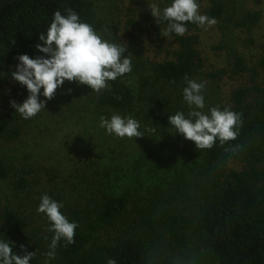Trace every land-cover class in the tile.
Returning a JSON list of instances; mask_svg holds the SVG:
<instances>
[{
    "label": "trees",
    "instance_id": "16d2710c",
    "mask_svg": "<svg viewBox=\"0 0 264 264\" xmlns=\"http://www.w3.org/2000/svg\"><path fill=\"white\" fill-rule=\"evenodd\" d=\"M67 9L76 12L81 22L90 24L96 32L102 30L103 21L93 0H0V91L11 84L4 112L0 114V145L20 140L35 121V117L23 119L10 106V101L22 103L28 96L26 87L10 77L19 63L16 57L44 55L36 49L37 43H41L39 35L46 34L56 11L66 16ZM199 11L209 18L226 19L235 28L245 30L250 43L255 42L250 36L262 19L261 11L229 14L224 0H209ZM142 18L156 39L164 38L161 34L167 22L156 23L151 13H144ZM130 23L135 26L138 22ZM185 27L188 31L183 36L174 33L169 36L177 48L163 59L152 61L150 66L141 59L132 62V71L140 76L139 92L122 76L109 81L108 87L98 94L85 85L65 81L71 91L62 102L68 104L74 98L89 97L94 101V112L104 110L106 115L110 110L134 112L144 129L179 135L168 124V116L183 111L187 117L189 109L182 95L185 76L193 80L204 61L198 48L202 27L192 23H186ZM129 37L128 52L139 45L140 39L133 33ZM245 73L251 75V83L233 89L228 108L242 114L238 137L223 146L217 141L211 149L199 150L197 155L203 167L194 180L188 178L186 171L190 155L173 147L163 152V156L172 150L174 156L183 155V168L174 166V176L167 188L157 185L143 192L136 184L118 180L125 174L141 171L150 156L148 152L139 153L127 164L120 160L111 167H98L92 156L80 154L84 165L74 164L67 174L58 173L55 165L40 164L35 169L27 164L20 168L0 152V180L11 178L15 192H33L32 186L41 171L47 175L48 183L57 185L59 179L64 180L59 187L35 192L61 203L62 214L78 225L75 242L65 247L61 240L50 264H107L109 258L117 264H160L164 250L183 249L193 241L207 248L217 258V264H264V53L253 66L242 54L235 53L228 66L211 76ZM237 145L240 147L233 152L231 149ZM113 154L112 157L121 155ZM232 162L241 167H232ZM31 215L12 204L0 207V240L8 241L14 253L21 256L25 251L35 252L30 264H41L54 233L46 231L50 226L47 218L36 224ZM122 221L125 227L117 236L104 238Z\"/></svg>",
    "mask_w": 264,
    "mask_h": 264
},
{
    "label": "rangeland",
    "instance_id": "374dc122",
    "mask_svg": "<svg viewBox=\"0 0 264 264\" xmlns=\"http://www.w3.org/2000/svg\"><path fill=\"white\" fill-rule=\"evenodd\" d=\"M97 15L103 21V28L98 34L109 42L121 44L129 49L130 33L140 37L139 45L132 48L127 55L132 62L136 60L147 61L149 66L152 61L163 59L168 52L177 48V43L172 38L164 37L161 40L151 33V27L142 18L144 13H150L148 2H155L161 9L170 5L171 0H93ZM229 14L236 13L238 16L247 11L259 10L262 14L257 27L254 29L251 38L254 43L249 42V35L245 30L235 28L232 23L224 20H216L214 26L203 27L199 32V51L203 57V67L193 80L205 82L203 90L205 108L202 110L206 114L212 107H219L220 110L229 108L231 105L230 96L233 89L249 85L251 75L245 73L240 76L223 75L221 78L211 76V73L228 66L235 53L242 54L249 65L253 66L261 54L264 53V0H224ZM201 7L209 4V0H197ZM136 20L138 23L132 26L130 21ZM162 46V47H159ZM125 55V56H127ZM150 72V70L146 71ZM136 92H139V74L131 71L122 76ZM10 85H6L0 91V114L4 112V101L9 95ZM43 90L41 89V92ZM66 83L57 89L55 97L47 101L46 108L35 116V121L27 127V131L20 140L14 142H3L0 145V152L11 164L22 168L24 165H32L35 169L41 164L43 166L55 165L58 173L67 174L74 164L83 166L85 161H80V154L84 157L92 156L98 167L104 165H118L120 160L129 163L131 158L139 153L148 152L150 156L147 164L141 171L133 174H126L119 183L136 184L140 192L147 191L150 187L160 185L167 188L168 182L173 179L177 165L183 168L185 157L175 155L174 149L185 151L190 155V167L186 168L189 173L188 178H193L203 167L201 157L197 155L193 142L186 140L180 134L167 132H156L145 134L140 138L119 139L114 135H108L106 130L99 126L100 117L111 118L113 114L122 117L131 116L140 123V131H145L144 124H141L139 117L133 113L108 112L104 110L92 111L94 101L89 97L74 98L68 104L62 99L68 93ZM41 100L45 98L41 95ZM69 105V106H68ZM60 108L58 112L57 109ZM78 108V109H77ZM77 109L74 113L72 110ZM93 134L94 136H92ZM172 143L174 145L172 146ZM173 147V148H172ZM169 155L163 156L167 149ZM113 152L121 153L118 157H112ZM173 152V153H172ZM114 155V154H113ZM94 165V167H97ZM234 168L241 167L239 163L232 162ZM75 167V166H74ZM73 169V168H72ZM189 171V172H188ZM123 172V171H122ZM126 172V171H125ZM41 171L33 192H15L13 190L12 179L0 180V207L12 204L25 210L26 214L31 213V219L38 224L46 217L38 214L36 209L41 197L35 194L37 190H48L51 186L59 187L64 183L59 179V183L49 182L47 175ZM121 173V172H120ZM33 174V173H32ZM46 183V184H45ZM30 195L29 198H25ZM125 227L124 221L119 226L104 234V238H114L121 229ZM160 264H217L218 260L204 246L195 241L189 243L183 249H168L162 253ZM45 259L42 254V263ZM50 264V261H49Z\"/></svg>",
    "mask_w": 264,
    "mask_h": 264
},
{
    "label": "clouds",
    "instance_id": "9594fccd",
    "mask_svg": "<svg viewBox=\"0 0 264 264\" xmlns=\"http://www.w3.org/2000/svg\"><path fill=\"white\" fill-rule=\"evenodd\" d=\"M148 8L156 23L167 22L161 34L167 38L173 33L183 36L188 31L186 23L202 28L217 23L215 18L200 14L197 0H171L170 5L163 9L155 2H148ZM66 11V16L56 11L46 34L40 33L41 43H37L36 49L44 55L31 58L27 54H21L16 57L19 63L11 71L10 77L26 87L28 96L22 103L10 101V106L25 120L34 118L44 110L47 101L55 97L57 89L65 81L85 85L98 94L108 87L109 81H115L132 71V60L129 55L125 56L128 48L103 39L90 24L81 22L76 12L71 9ZM185 81L186 87L182 90V95L189 110L187 117L183 111L168 116V124L174 133L193 142L198 151L211 149L217 141L223 146L237 139L242 114L228 108L220 110L218 106L210 108L206 114L202 111L205 108L203 90L206 81L197 82L187 76ZM41 95L44 100L40 99ZM99 126L108 135L119 139L140 138L156 132L154 128H147L142 132L136 119L119 114H113L110 119L101 116ZM239 147L237 145L231 150L234 152ZM62 207L61 203L45 194L36 209L38 214H44L50 222L46 231L54 233L48 246L49 251L44 253L43 264H49V261L56 258V249L61 240L65 242V247L75 242L78 225L62 214ZM23 247L21 245L22 249ZM34 256L35 252L25 251L22 256L14 253L8 241L0 240V264H30ZM107 264H117V261L109 258Z\"/></svg>",
    "mask_w": 264,
    "mask_h": 264
}]
</instances>
